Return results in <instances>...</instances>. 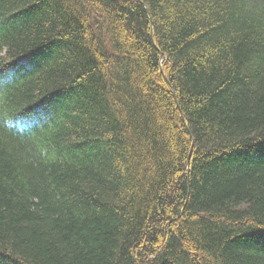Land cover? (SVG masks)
Here are the masks:
<instances>
[{"label": "trees", "instance_id": "obj_1", "mask_svg": "<svg viewBox=\"0 0 264 264\" xmlns=\"http://www.w3.org/2000/svg\"><path fill=\"white\" fill-rule=\"evenodd\" d=\"M0 264H264V0H0Z\"/></svg>", "mask_w": 264, "mask_h": 264}, {"label": "rangeland", "instance_id": "obj_2", "mask_svg": "<svg viewBox=\"0 0 264 264\" xmlns=\"http://www.w3.org/2000/svg\"><path fill=\"white\" fill-rule=\"evenodd\" d=\"M25 61H27V59L22 60V62H25ZM21 120H23V119H21Z\"/></svg>", "mask_w": 264, "mask_h": 264}]
</instances>
